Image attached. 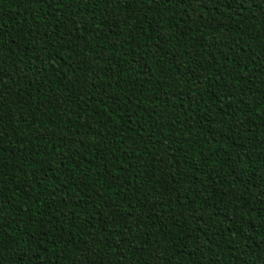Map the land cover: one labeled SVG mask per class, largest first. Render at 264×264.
Wrapping results in <instances>:
<instances>
[{"label":"trees","instance_id":"obj_1","mask_svg":"<svg viewBox=\"0 0 264 264\" xmlns=\"http://www.w3.org/2000/svg\"><path fill=\"white\" fill-rule=\"evenodd\" d=\"M0 264H264V0H0Z\"/></svg>","mask_w":264,"mask_h":264}]
</instances>
